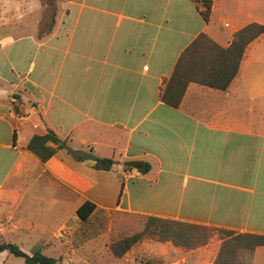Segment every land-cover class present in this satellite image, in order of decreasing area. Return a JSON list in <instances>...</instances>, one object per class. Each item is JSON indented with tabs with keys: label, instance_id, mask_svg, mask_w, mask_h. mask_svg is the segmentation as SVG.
Here are the masks:
<instances>
[{
	"label": "crops",
	"instance_id": "obj_1",
	"mask_svg": "<svg viewBox=\"0 0 264 264\" xmlns=\"http://www.w3.org/2000/svg\"><path fill=\"white\" fill-rule=\"evenodd\" d=\"M92 1L102 0H66L56 23H35L29 31L7 24L0 12V33L15 34L0 44V229L7 221L16 230L34 229L25 212L16 223L3 214L9 201L24 209L29 181L40 185L49 208L64 198L76 202L73 223L59 221L51 237L81 223L76 209L86 200L95 209L264 233V115L258 114L264 35L247 45L225 90L190 82L177 107L159 96L200 33L228 47L246 24H264V0H213L208 22L191 0H118L120 10ZM48 129L66 147L43 162L26 145ZM103 129L110 130L104 144L118 157L96 154ZM86 152L114 163L94 169L93 159L74 156ZM126 160L140 166L124 168ZM115 175L123 179L119 197L130 194L128 181L145 184L140 207L129 197L125 207L103 199L101 177L113 182ZM219 246L212 237L182 259L212 264ZM251 264H264V245L255 248Z\"/></svg>",
	"mask_w": 264,
	"mask_h": 264
},
{
	"label": "rangeland",
	"instance_id": "obj_2",
	"mask_svg": "<svg viewBox=\"0 0 264 264\" xmlns=\"http://www.w3.org/2000/svg\"><path fill=\"white\" fill-rule=\"evenodd\" d=\"M66 0H0V12L5 10L6 23L16 24L20 23L22 30L29 31L35 23L40 25H49L56 23L57 15L61 10H65ZM96 7H107L114 9H122V2L118 0H102L97 2H90ZM127 7V6H126ZM125 7V8H126ZM76 14L80 8L78 2L71 5ZM264 12V11H263ZM22 15H21V14ZM53 13V20L50 17ZM19 31V30H17ZM14 32L6 34L0 33V44L11 40L14 37ZM27 65H25L26 67ZM6 68V66H3ZM260 87L264 90V78L259 81ZM262 102L259 116L264 115V95L260 97ZM27 111L33 117L32 112L27 106ZM27 112V113H28ZM261 118V117H260ZM110 133L109 129H103L99 136L95 138L96 154H108L118 157V150H113L106 147L105 139ZM94 141L89 139V143ZM264 163V161H263ZM264 167V164H263ZM118 168V167H116ZM116 168L112 170H116ZM113 171V172H114ZM103 175L106 173H102ZM113 182H110L108 176H102L101 180L106 185H102L101 196L108 204H114L116 199L123 201L122 207L127 204L128 197L133 207L134 205L142 204L141 196L145 194V184L140 188L135 179L128 181L130 194L121 192V183L123 179L119 175H115ZM99 180V178H98ZM145 183V182H144ZM28 200L23 203L24 209L20 210L14 208V203L9 201L5 203L3 214L11 216L10 222L16 223L18 218L26 213L27 218L33 222L31 231L28 229L18 230L10 227L7 222H4L2 229H0V242L10 241L16 243L24 251L31 253L36 249H40L44 254L53 256L58 259L57 264H188V261H183L185 255L191 248L176 249L170 241H158L152 238H144L140 242L134 244L127 250L120 258L115 257L110 251V244L122 237L131 235L140 231L143 228L145 216L133 215L129 213L119 212L114 209L103 210L95 209L89 219L81 221L79 225L74 228L61 229L59 234L53 235L57 230V223L69 217V224L73 223L72 213L76 202L67 200L54 204L49 208L48 199H46L44 192H40L39 184L36 182L32 184L27 182L26 185L30 187ZM25 185V186H26ZM104 189V190H103ZM142 194V195H141ZM41 197L43 199H41ZM48 207V208H47ZM22 228V227H21ZM58 233V232H57ZM217 240L221 242L216 236ZM61 243L57 244L56 241ZM215 239H213L214 241ZM210 241V242H213ZM196 249V248H193ZM0 264H25L23 259L16 257L8 251L0 252Z\"/></svg>",
	"mask_w": 264,
	"mask_h": 264
},
{
	"label": "trees",
	"instance_id": "obj_3",
	"mask_svg": "<svg viewBox=\"0 0 264 264\" xmlns=\"http://www.w3.org/2000/svg\"><path fill=\"white\" fill-rule=\"evenodd\" d=\"M202 19H210L213 0H191ZM264 35V24L251 22L237 30L230 45L223 48L200 33L179 56L173 71L160 89V99L166 104L177 107L190 82L225 90L237 74L240 60L247 45ZM66 147V140L59 138L48 129L43 134H34L27 142L26 148L41 161H47L54 153ZM70 152V150L68 149ZM77 160L93 159L92 167L97 170H109L114 163L111 157H94L90 153L74 155ZM124 168H131L124 165ZM144 164L141 172L147 171ZM93 202L86 200L77 209L76 214L86 221L95 210ZM216 236L221 240L212 264H251L253 252L257 246L264 245V233L237 232L218 226L198 225L155 215L145 217L143 228L131 235L113 241L109 248L115 257L120 258L134 244L144 238L158 241H170L175 246L197 248L205 245ZM20 257L25 264H57L58 259L44 254L40 249L28 253L16 243L0 242V252Z\"/></svg>",
	"mask_w": 264,
	"mask_h": 264
},
{
	"label": "water",
	"instance_id": "obj_4",
	"mask_svg": "<svg viewBox=\"0 0 264 264\" xmlns=\"http://www.w3.org/2000/svg\"><path fill=\"white\" fill-rule=\"evenodd\" d=\"M123 164L131 168H137L140 166V162L137 160H126Z\"/></svg>",
	"mask_w": 264,
	"mask_h": 264
}]
</instances>
